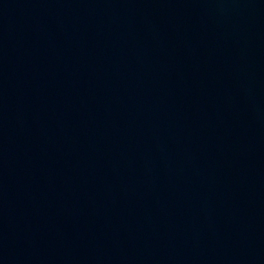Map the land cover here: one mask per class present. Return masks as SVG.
<instances>
[{"label": "water", "instance_id": "obj_1", "mask_svg": "<svg viewBox=\"0 0 264 264\" xmlns=\"http://www.w3.org/2000/svg\"><path fill=\"white\" fill-rule=\"evenodd\" d=\"M0 264H264V0H0Z\"/></svg>", "mask_w": 264, "mask_h": 264}]
</instances>
